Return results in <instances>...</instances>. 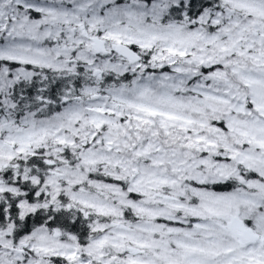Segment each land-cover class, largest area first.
Masks as SVG:
<instances>
[{
  "label": "snow or ice",
  "instance_id": "6c2138e0",
  "mask_svg": "<svg viewBox=\"0 0 264 264\" xmlns=\"http://www.w3.org/2000/svg\"><path fill=\"white\" fill-rule=\"evenodd\" d=\"M0 264H264V0H0Z\"/></svg>",
  "mask_w": 264,
  "mask_h": 264
}]
</instances>
